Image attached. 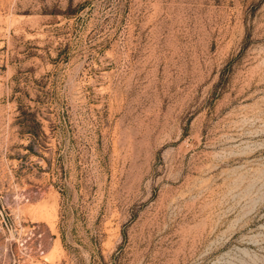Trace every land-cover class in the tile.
<instances>
[{
  "label": "rangeland",
  "instance_id": "obj_1",
  "mask_svg": "<svg viewBox=\"0 0 264 264\" xmlns=\"http://www.w3.org/2000/svg\"><path fill=\"white\" fill-rule=\"evenodd\" d=\"M0 264H264V0H0Z\"/></svg>",
  "mask_w": 264,
  "mask_h": 264
}]
</instances>
